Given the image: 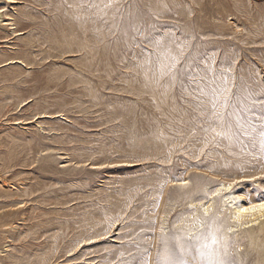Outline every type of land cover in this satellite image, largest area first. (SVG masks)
<instances>
[{
    "label": "rangeland",
    "instance_id": "rangeland-1",
    "mask_svg": "<svg viewBox=\"0 0 264 264\" xmlns=\"http://www.w3.org/2000/svg\"><path fill=\"white\" fill-rule=\"evenodd\" d=\"M262 134L264 0H0V264H264Z\"/></svg>",
    "mask_w": 264,
    "mask_h": 264
},
{
    "label": "snow or ice",
    "instance_id": "snow-or-ice-1",
    "mask_svg": "<svg viewBox=\"0 0 264 264\" xmlns=\"http://www.w3.org/2000/svg\"><path fill=\"white\" fill-rule=\"evenodd\" d=\"M231 89L229 88H224L220 90L217 94H215L213 100H212V115L216 118L217 124L220 126L221 131H216V128H212V132L215 133L216 136L220 137H228L230 133V128L225 129L224 128V110L227 109L229 105V99H228V93H230ZM264 135V134H262ZM261 147L264 148V140H262ZM196 240L199 241L200 237H196ZM213 243H215V237H213L212 240ZM201 247H208L207 244H202L197 247V252L201 256L204 255V253L201 251ZM162 264H187V261L181 260V261H176L174 259L168 258L162 262Z\"/></svg>",
    "mask_w": 264,
    "mask_h": 264
},
{
    "label": "bare ground",
    "instance_id": "bare-ground-1",
    "mask_svg": "<svg viewBox=\"0 0 264 264\" xmlns=\"http://www.w3.org/2000/svg\"><path fill=\"white\" fill-rule=\"evenodd\" d=\"M12 31V30H11ZM13 61V60H12ZM15 62V61H14ZM261 209H264V204L259 206ZM248 208V207H247ZM232 229V228H231Z\"/></svg>",
    "mask_w": 264,
    "mask_h": 264
}]
</instances>
